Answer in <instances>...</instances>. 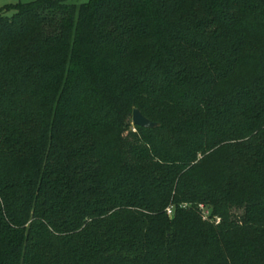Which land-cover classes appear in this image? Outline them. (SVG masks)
Wrapping results in <instances>:
<instances>
[{"label": "trees", "instance_id": "trees-1", "mask_svg": "<svg viewBox=\"0 0 264 264\" xmlns=\"http://www.w3.org/2000/svg\"><path fill=\"white\" fill-rule=\"evenodd\" d=\"M70 1L0 8V264H264V0Z\"/></svg>", "mask_w": 264, "mask_h": 264}, {"label": "water", "instance_id": "water-1", "mask_svg": "<svg viewBox=\"0 0 264 264\" xmlns=\"http://www.w3.org/2000/svg\"><path fill=\"white\" fill-rule=\"evenodd\" d=\"M132 121L134 126H138L146 129H155L160 126L159 123H155L150 119H148L147 117H145L138 108L134 109L133 111Z\"/></svg>", "mask_w": 264, "mask_h": 264}, {"label": "rangeland", "instance_id": "rangeland-1", "mask_svg": "<svg viewBox=\"0 0 264 264\" xmlns=\"http://www.w3.org/2000/svg\"><path fill=\"white\" fill-rule=\"evenodd\" d=\"M19 0H0V8L3 7L4 5L6 4H15L17 3ZM89 0H71L69 3L71 4H75V5H81L83 3H86L88 2ZM201 209L203 211V214H204V218L207 219V217L209 216V214L211 213V210L208 209L207 207L205 206H201ZM215 219H211V221H214ZM221 220L220 217H217L216 218V222L219 223Z\"/></svg>", "mask_w": 264, "mask_h": 264}, {"label": "built area", "instance_id": "built-area-1", "mask_svg": "<svg viewBox=\"0 0 264 264\" xmlns=\"http://www.w3.org/2000/svg\"><path fill=\"white\" fill-rule=\"evenodd\" d=\"M169 214H172V209L169 210Z\"/></svg>", "mask_w": 264, "mask_h": 264}]
</instances>
